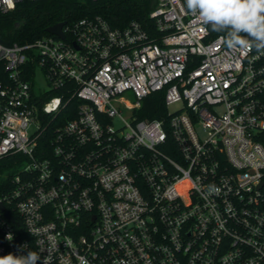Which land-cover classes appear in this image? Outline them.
Wrapping results in <instances>:
<instances>
[{
  "label": "built area",
  "instance_id": "2783aa9c",
  "mask_svg": "<svg viewBox=\"0 0 264 264\" xmlns=\"http://www.w3.org/2000/svg\"><path fill=\"white\" fill-rule=\"evenodd\" d=\"M21 1L0 0V256L264 264V53L185 0H150L149 28L96 14L6 43ZM158 91L166 115L139 116Z\"/></svg>",
  "mask_w": 264,
  "mask_h": 264
},
{
  "label": "trees",
  "instance_id": "16d2710c",
  "mask_svg": "<svg viewBox=\"0 0 264 264\" xmlns=\"http://www.w3.org/2000/svg\"><path fill=\"white\" fill-rule=\"evenodd\" d=\"M151 8L150 0H24L14 10L3 14V40L6 43L33 41L48 34L46 28L49 25L96 14L106 17L114 27L138 20L149 28L153 25L149 16ZM215 33L226 35L224 32ZM52 94L54 92L44 93L42 99ZM72 105L73 101L69 104L70 108ZM166 113L162 91L148 96L139 109L141 117L161 118Z\"/></svg>",
  "mask_w": 264,
  "mask_h": 264
},
{
  "label": "clouds",
  "instance_id": "9594fccd",
  "mask_svg": "<svg viewBox=\"0 0 264 264\" xmlns=\"http://www.w3.org/2000/svg\"><path fill=\"white\" fill-rule=\"evenodd\" d=\"M187 9L199 22L215 32L226 33L225 43L230 49L255 48L264 53V0H185ZM244 34V35H242ZM12 239L11 235L7 237ZM27 245H19L23 252ZM39 253L26 255L9 253L0 256V264H37ZM44 264V261H43Z\"/></svg>",
  "mask_w": 264,
  "mask_h": 264
},
{
  "label": "water",
  "instance_id": "95a60500",
  "mask_svg": "<svg viewBox=\"0 0 264 264\" xmlns=\"http://www.w3.org/2000/svg\"><path fill=\"white\" fill-rule=\"evenodd\" d=\"M65 23H66L65 20H63V21H59V22H57V23H54V24H52V25H49V26L46 28V30H47V32H49V33H53V34H57V35H59V36H61V37H65V33H64V31H63V26L65 25ZM7 216H8L11 220H13V217H12V215H11L9 212L7 213Z\"/></svg>",
  "mask_w": 264,
  "mask_h": 264
},
{
  "label": "rangeland",
  "instance_id": "374dc122",
  "mask_svg": "<svg viewBox=\"0 0 264 264\" xmlns=\"http://www.w3.org/2000/svg\"><path fill=\"white\" fill-rule=\"evenodd\" d=\"M178 107H179V104H176V105L172 104L169 106V110L171 112H174ZM115 123H116V125H119L120 122H119V120H116ZM35 129H36L35 125H32L30 128V131H34Z\"/></svg>",
  "mask_w": 264,
  "mask_h": 264
}]
</instances>
